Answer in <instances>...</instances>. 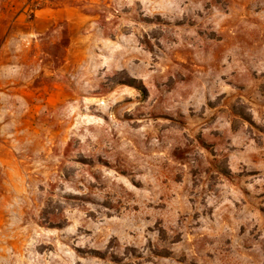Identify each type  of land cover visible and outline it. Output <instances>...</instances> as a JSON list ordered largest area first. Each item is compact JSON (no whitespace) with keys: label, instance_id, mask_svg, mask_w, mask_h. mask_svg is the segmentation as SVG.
<instances>
[{"label":"rangeland","instance_id":"obj_1","mask_svg":"<svg viewBox=\"0 0 264 264\" xmlns=\"http://www.w3.org/2000/svg\"><path fill=\"white\" fill-rule=\"evenodd\" d=\"M0 264H264V0H0Z\"/></svg>","mask_w":264,"mask_h":264},{"label":"crops","instance_id":"obj_2","mask_svg":"<svg viewBox=\"0 0 264 264\" xmlns=\"http://www.w3.org/2000/svg\"><path fill=\"white\" fill-rule=\"evenodd\" d=\"M43 11L44 12L39 15V18H41L40 21H42V23L46 26L53 25L54 23L64 19H66L67 22L72 23V26H75L77 21L78 23L82 24V26H84L86 22V16L78 12L75 7L49 8ZM69 12L72 13V17H68L66 15L64 16V14H68Z\"/></svg>","mask_w":264,"mask_h":264},{"label":"bare ground","instance_id":"obj_3","mask_svg":"<svg viewBox=\"0 0 264 264\" xmlns=\"http://www.w3.org/2000/svg\"><path fill=\"white\" fill-rule=\"evenodd\" d=\"M142 113V112H141ZM143 114V113H142ZM148 117V116H147ZM151 117H153V116H151ZM152 120V119H151Z\"/></svg>","mask_w":264,"mask_h":264}]
</instances>
